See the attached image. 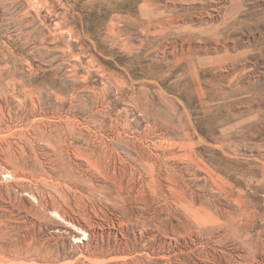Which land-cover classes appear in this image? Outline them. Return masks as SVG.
<instances>
[{
  "label": "rangeland",
  "instance_id": "obj_1",
  "mask_svg": "<svg viewBox=\"0 0 264 264\" xmlns=\"http://www.w3.org/2000/svg\"><path fill=\"white\" fill-rule=\"evenodd\" d=\"M0 264H264V0H0Z\"/></svg>",
  "mask_w": 264,
  "mask_h": 264
}]
</instances>
